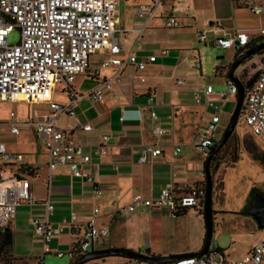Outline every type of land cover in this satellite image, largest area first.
<instances>
[{"label":"built area","instance_id":"built-area-1","mask_svg":"<svg viewBox=\"0 0 264 264\" xmlns=\"http://www.w3.org/2000/svg\"><path fill=\"white\" fill-rule=\"evenodd\" d=\"M120 0H0V100H24L28 102L44 101L47 111L31 120L33 133L40 138L46 152V180L51 178V171L59 165H66L70 175L87 181L94 195L100 194L99 180L90 171L97 163L90 158V153L83 149V145L74 141L70 136V129L61 127L57 123L59 114L73 115L74 107L80 98L85 96L91 102H102L104 91L108 95L118 98L112 84L120 81V70L129 64L135 71H141L148 62L154 61L155 53L138 56L134 46L141 36L143 29L154 17L161 18V26L175 27L179 25L177 17L164 10L163 0H137L133 7V17L140 24L131 27L136 33L130 48L123 56L121 41L115 32L126 33L128 30L118 28V4ZM235 4L242 3L250 12L258 15V24L253 27H237L207 37L198 31L197 40L209 42L218 47L232 50V57L242 52L253 37L264 36V0H232ZM16 28L17 39L7 42V33ZM107 52L100 66H115L116 70L109 76H101L93 85L84 91L72 87L71 80L75 74L90 75L88 73L89 56L93 52ZM166 48H159V54H165ZM200 68V59L194 56L190 63ZM96 72L97 67L89 66ZM223 69V70H222ZM223 71L222 84L224 89H214L212 83L203 82L192 95L193 101L203 103L209 110L203 123L193 131V145L199 150L202 157L223 129L220 100L235 99L236 85L226 73L227 66L221 63L214 64V73ZM238 79L243 81L236 75ZM203 79L205 76L202 77ZM131 81L142 82L144 76L139 73L131 76ZM61 82V89L65 93L63 101L52 98L55 83ZM176 84H182V78L175 79ZM244 92L240 112L244 123L250 132L264 144V66L257 71L251 81L243 84ZM200 93V94H199ZM214 93L216 97L210 95ZM155 94L154 89L147 88L146 104L151 105ZM125 109L120 107L118 118L123 120L128 116ZM152 116L154 112L149 109ZM137 117V116H135ZM8 130L16 134L18 121L14 112L10 110L7 118ZM83 130L92 128L90 122L80 125ZM154 135L170 133L169 127L155 126ZM106 134H101L95 154L106 151ZM180 145L173 143L171 152L177 155ZM161 152L158 144L144 143L137 157L139 162L147 159L148 155H157ZM23 161V154L10 151L0 141V229L8 224L14 215L15 207L20 204L33 206L37 203L30 192L27 177L19 172ZM204 195L203 170L199 177L186 190L175 189L173 181L169 180L161 185L153 196H144L133 192L123 203L119 213L131 212L138 207L148 209L167 207L171 211L177 208L202 205ZM43 215L32 217L30 224L32 233L40 239L41 252L53 251L56 255L66 254L70 261L91 249L92 242L97 238L105 237L107 226H96L94 218L98 214V205L92 204L89 217L77 223L74 211L69 212L65 221L70 229H76V235L69 248L65 250L50 249L46 243L58 234L64 225L62 221L52 222L47 215L51 213L53 205L48 193L39 200ZM200 204V205H199ZM158 264H264V237L254 241L238 258L228 259L222 250L206 249L204 254L178 257Z\"/></svg>","mask_w":264,"mask_h":264},{"label":"crops","instance_id":"crops-1","mask_svg":"<svg viewBox=\"0 0 264 264\" xmlns=\"http://www.w3.org/2000/svg\"><path fill=\"white\" fill-rule=\"evenodd\" d=\"M167 1L163 0L162 2L161 7L164 10L166 9L163 5ZM235 5L245 6L242 3ZM166 11L172 13L169 10ZM217 27L216 29H219ZM219 27L222 28V26ZM223 31L227 30L222 29L221 32L217 30L219 34ZM131 32L135 33L134 31ZM123 34H127V32ZM130 44L124 47L121 43V51L118 55L123 56L125 51L130 48ZM188 49L179 56L177 54L175 56H165L166 53L159 54L158 49V53H155V60L148 62L141 71H135L131 65L125 64L120 70V81L112 84L113 90L118 94V98L109 96L108 91H104L102 102H91L83 96L74 107V114L68 115L70 122L57 121L59 126L70 129L71 138L81 143L83 149L90 153L91 160L97 163L95 168L90 167V171L99 180L101 192L97 196L94 195L87 181L70 175L66 165L56 166L51 171L50 180H46L47 169L45 162L47 156L40 138L37 137L39 143L35 144L33 139H31L28 143L21 146L13 143L7 145L4 142L8 150L18 151L23 154L19 172L27 177L31 195L37 200V203L33 206L23 204L15 207L14 216L7 224L12 237L19 229L16 215H22L21 213L24 212V217L29 224L32 217H41L43 210L39 200L48 193L53 205L51 213L47 215L48 220L64 222L62 230L49 239L50 249L62 248V250H65L69 248L77 233L76 229L68 228L65 223L69 218V212H75L76 222L79 223L89 217L91 205L97 202L99 204L98 214L94 218V224L96 226H107L108 232L105 237L97 238L92 242V249L107 246H124L160 255L167 254L172 250L171 248H166L165 244V241L173 235L171 233L172 230L158 218H153L147 223L146 229L141 230L143 239L139 238L140 228L137 224L138 213H136L138 210L142 212V210L146 209L148 212H152L151 210L159 211L160 209L169 208L148 209L138 207L134 211L125 213H119L118 209L120 205L129 199L133 192H138L144 196H153L157 193L159 187L169 180L173 181L175 189L183 191L188 189L199 177L204 158L201 153L200 155H195V151L198 149L193 145V131L204 122L209 108L201 102L196 103L193 101L192 95L195 89L203 83L205 78L203 79L202 77L205 75L199 73V76L195 77L187 73L188 71L185 72L184 64L191 65V59L195 55L198 56V53H196L189 57ZM144 51L142 46H134V52L138 56L154 53L150 49L146 52ZM230 52V57L221 63L224 66H227L232 60L233 53L231 49ZM100 53L101 56L96 60L91 59V55L89 56V66H96V72L92 71L88 66L90 75L75 74L71 80L72 87L84 91L85 89L80 87H90L101 76H109L115 72V66L99 65L100 60L108 55L106 51ZM157 57L161 59L157 60ZM169 58L170 60H168ZM126 67L130 68L125 70ZM222 70L219 72L222 80H215L218 85L222 84L223 81ZM182 71L184 72L183 76L181 75ZM139 73L144 76V81L132 83L131 76H136ZM76 77L79 78L75 81ZM176 78H182L183 83L176 84ZM85 80L89 83L87 86H83ZM61 87H63V84H60L57 89V93L60 95L59 99L54 97L53 88L52 98L56 101L65 99L66 95ZM147 88H152L155 91L150 107L146 104ZM210 96L216 97L214 93ZM13 101L22 102L26 106L24 115L19 116L14 110L9 109L4 117H0V124L5 125L7 127L6 130L11 133L8 130L7 118L8 112L12 110L18 121V132L16 134L20 132L21 127H24L27 132L35 136L31 120L47 111V103L44 101ZM219 102L223 106L230 100L225 99ZM121 106L126 110L125 114L128 116L123 120L118 118ZM149 109L154 112L152 116L149 114ZM59 115L62 118L65 116L63 114ZM85 122H90L92 128L89 130L81 129L80 125ZM155 126L169 127L170 133L159 136L154 135L152 129ZM101 134L107 135L104 143L106 151L95 154L93 150L96 148ZM151 142L160 145L161 152L153 156L148 155L145 161L139 162L137 157L141 146L144 143ZM173 143L180 145V151L177 155H173L171 152ZM248 205L249 202L246 203V206ZM189 212L193 213L196 229L198 230L197 239L189 247V252H195L202 246L204 238L202 210L199 208L195 210L189 207L185 212L174 215H184ZM125 215L126 217H124ZM35 237L39 242L40 239L37 236ZM97 242H103V245L98 246ZM140 246L144 248L140 249ZM208 248L214 249L215 247L208 246Z\"/></svg>","mask_w":264,"mask_h":264},{"label":"rangeland","instance_id":"rangeland-1","mask_svg":"<svg viewBox=\"0 0 264 264\" xmlns=\"http://www.w3.org/2000/svg\"><path fill=\"white\" fill-rule=\"evenodd\" d=\"M137 0H120L118 4L119 22L118 28H125L127 34L116 31L117 38L123 46L129 45L136 36L130 28L140 24V21L133 17V7ZM166 10L171 11L179 21L175 27L161 26V18L154 17L143 29L135 46H142L144 52L148 49L158 53L159 48H166L165 56H177L184 54L188 48L189 57L198 53L201 61L200 69L185 63L184 70L191 76L205 75L203 82H211L214 89H224L223 84H216L215 80H222L221 74L214 73V64L223 63L230 57V49L218 47L209 42L197 40V33L201 31L207 37L213 36L211 29H216L214 34L223 30H231L234 27H253L258 24V15L253 14L245 6H236L232 0H168L163 5ZM264 22V18L261 22ZM218 24V25H217ZM180 27V28H176ZM18 31L11 29L7 35V42H14L17 39ZM101 56L100 52H94L90 58L96 60ZM161 59L157 57V60ZM170 60V58L168 59ZM264 66V46L255 53L248 55L234 67V74H237L242 81L253 78L257 71ZM130 67H126L128 70ZM184 72H181L183 76ZM80 75V74H77ZM76 77L74 80L78 79ZM201 83V82H200ZM61 82H57L54 88V97L60 98L57 89ZM87 80L83 86H87ZM86 89L88 87H80ZM221 106L222 122L225 125L229 113L233 107L234 100ZM9 109L14 110L17 115H24L26 106L22 102L13 100H0V117H4ZM65 115V114H63ZM57 121L70 122L68 115H59ZM6 126L0 124V141L10 145L21 146L33 139L39 143L37 137L27 132L24 127L18 134H11ZM219 136V135H218ZM251 146L259 155H264V144L255 136L251 135L242 120L239 112L235 125L226 141L218 148L215 155L210 158L209 170L211 173V233L209 247L222 248L223 255L229 259L238 258L250 245L264 237V227L258 226L252 216L246 213V203L254 201L253 193H262L264 196V165L260 158L253 157L245 148ZM195 151V150H193ZM195 155L200 152L195 151ZM237 158L232 161V157ZM99 206L97 202H95ZM23 205V204H20ZM25 205V204H24ZM121 206V205H120ZM195 209V207H191ZM140 209V208H139ZM202 210V209H201ZM139 210L137 224L140 228L139 238L143 239L142 229H146L147 223L153 218H158L167 225L173 234L165 239L166 248L172 250L167 254L189 252L190 244L197 239L195 217L192 212L184 215H174L169 209ZM22 215L17 214V227L10 247L0 248V264H69L70 259L64 253L61 256L53 251L41 252V242L36 240L32 234V227ZM153 215V216H151ZM14 216V215H13ZM126 217V215L124 216ZM12 219V218H11ZM252 219V221H251ZM98 243V242H97ZM96 244V243H95ZM50 247V242L46 243ZM103 242L98 243L102 246ZM51 248V247H50ZM130 248V247H129ZM140 246V249H143ZM61 249L62 248H58ZM89 250V248H88ZM141 251V250H139ZM147 252V251H145ZM80 264H150L146 261L135 260L119 254H108L85 259Z\"/></svg>","mask_w":264,"mask_h":264},{"label":"water","instance_id":"water-1","mask_svg":"<svg viewBox=\"0 0 264 264\" xmlns=\"http://www.w3.org/2000/svg\"><path fill=\"white\" fill-rule=\"evenodd\" d=\"M264 46V41L256 43L255 45L244 49L242 52L238 53L231 62L227 65V75L231 77L236 85V95L234 99L233 107L229 113L226 124L223 126L222 131L219 136L216 138L215 142L209 147L206 155L203 159V175H204V195L202 201V218L204 224V238L203 243L200 249L195 252H181L174 254H151L145 251H139L133 248L124 247V246H107L89 249L72 260L69 264H80L85 259L91 257H97L99 255H108V254H119L124 255L128 258H133L135 260L146 261L150 264H158L160 262H164L167 260H172L178 257L186 256L189 254L201 255L204 254L208 244L211 233V173L209 170V161L213 153L218 150V148L226 141L229 134L231 133L237 116L240 112L244 86L242 82L238 79V77L233 74V69L236 65H238L243 59H245L248 55L254 53L258 49ZM262 196V195H261ZM257 197V198H256ZM254 195V201L248 205L246 208V213L251 215L256 224L260 227H264V197H259ZM262 199V200H261ZM257 206H259L257 208Z\"/></svg>","mask_w":264,"mask_h":264},{"label":"trees","instance_id":"trees-1","mask_svg":"<svg viewBox=\"0 0 264 264\" xmlns=\"http://www.w3.org/2000/svg\"><path fill=\"white\" fill-rule=\"evenodd\" d=\"M261 41H264V36H261V37H253L251 38L249 41H248V46L247 48L255 45L256 43H259ZM256 52V51H255ZM254 52V53H255ZM234 58V56L232 57V59ZM257 74V73H256ZM255 74V75H256ZM253 78H249L247 81H243L242 84H246L248 83L249 81H251ZM241 113V112H240ZM243 120V118H242ZM244 123V121H243ZM245 124V123H244ZM245 126L247 127V125L245 124ZM248 128V127H247ZM248 131L250 132L249 128H248ZM251 133V132H250ZM251 135H253L251 133ZM254 136V135H253ZM245 148L251 153V155L253 157H256V158H260L261 161L263 162V165H264V155H259V153H257L256 151H254V149L249 146V145H245ZM217 151V150H216ZM216 151L213 153L212 157L215 155ZM237 158L236 155H234L232 157V161H234L235 159ZM200 205V204H199ZM190 207H195V208H199V209H202V205H200V207H197V206H190ZM189 208V207H183V208H177V209H174L172 210V212L174 214H181L183 212L186 211V209ZM11 239H12V236H11V231L10 229L6 226H4L3 228L0 229V248H6V247H10V244H11ZM216 250H222V248L220 247H215ZM101 256H104V255H101ZM71 262V261H70Z\"/></svg>","mask_w":264,"mask_h":264},{"label":"flooded vegetation","instance_id":"flooded-vegetation-1","mask_svg":"<svg viewBox=\"0 0 264 264\" xmlns=\"http://www.w3.org/2000/svg\"><path fill=\"white\" fill-rule=\"evenodd\" d=\"M261 194H262V193H260V194H258V193H253V194H251L250 196L255 195V196L262 197L263 195L261 196ZM259 197H258V198H259ZM263 197H264V196H263ZM256 198H257V197H256ZM261 200H262V199H261ZM248 202H249V201H248Z\"/></svg>","mask_w":264,"mask_h":264}]
</instances>
